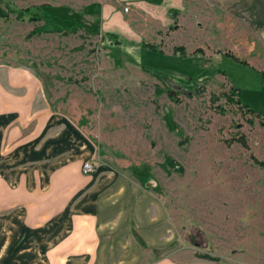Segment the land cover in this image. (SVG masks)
Masks as SVG:
<instances>
[{"label":"rangeland","instance_id":"rangeland-1","mask_svg":"<svg viewBox=\"0 0 264 264\" xmlns=\"http://www.w3.org/2000/svg\"><path fill=\"white\" fill-rule=\"evenodd\" d=\"M95 1L0 0L2 9L39 16L0 19V76L34 80L40 105L76 123L102 154L96 151L98 162L129 179L119 181L127 190L122 210L136 195L139 208L147 207L134 219L121 213L112 252L153 264L171 250L185 258L194 248L222 262L264 264V169L251 160L264 162V73L227 49L212 51L208 44L226 46L201 28L174 33L172 21L170 29L147 31L138 10L130 23L107 17L109 0ZM238 98L260 116L241 109ZM232 139L247 147L227 145ZM133 185L145 193L132 194Z\"/></svg>","mask_w":264,"mask_h":264},{"label":"crops","instance_id":"crops-1","mask_svg":"<svg viewBox=\"0 0 264 264\" xmlns=\"http://www.w3.org/2000/svg\"><path fill=\"white\" fill-rule=\"evenodd\" d=\"M149 1L153 0H109L113 10L107 17L130 20L138 10L145 20L143 29L159 32L174 22L169 10H179L172 32L185 27L195 35L201 28L206 39L226 46L207 43L212 51L223 54L227 49L236 60L264 73V0H160L159 5ZM122 2L129 5L126 13ZM28 79L8 71L0 76V264H136V254L112 252L114 235L121 213L135 214L134 219L147 207L139 208L137 195L130 203V195V205L122 210L119 199L127 190L119 181L129 179L98 162L102 154L76 123L40 105V89ZM87 160L96 168L83 175ZM91 176H98L91 182L94 187ZM133 186L132 194L145 193L142 185ZM186 252L184 258L171 250L153 264H231L194 248Z\"/></svg>","mask_w":264,"mask_h":264},{"label":"trees","instance_id":"trees-1","mask_svg":"<svg viewBox=\"0 0 264 264\" xmlns=\"http://www.w3.org/2000/svg\"><path fill=\"white\" fill-rule=\"evenodd\" d=\"M149 3L155 4V5H159V4H161V1L160 0H153V1H149ZM44 7H46V6H41V8H43V9H44ZM169 13H170V15L172 16V18L174 20L175 16L178 14V11L173 9V10H169ZM10 14L14 15L15 18L18 21H24L25 19H27L30 22H35V21H37L39 19L38 14L37 13H32L28 8L27 9H22V10H15V9L9 7V5H6V4H5V8H3V9L0 8V19H7ZM174 23H175V20H174ZM107 36H109L110 38L114 39L115 40L114 43H116V45H118L120 43L119 39H118V36H115L114 34H107ZM141 47H142V49L147 50V51H149V52H151L153 54H160L159 52H156V49L154 48L153 45L141 44ZM176 51L184 53V49L183 48H179ZM150 59L154 60L151 57H150ZM236 104L241 109H245L246 111H248V113L256 114L257 116H260L259 112H256V111L252 110L247 105H243L239 100L236 101ZM261 127H264V123L261 124ZM234 142L240 143L244 148L247 147L246 146V142L243 139H238V140L232 139L231 141H227L226 144L227 145H231ZM251 160L253 161V163L255 165H257L261 169H264V162L263 161H259V160H257L254 157H251ZM168 165L171 166L174 169L181 170V168L177 164L169 163Z\"/></svg>","mask_w":264,"mask_h":264},{"label":"built area","instance_id":"built-area-1","mask_svg":"<svg viewBox=\"0 0 264 264\" xmlns=\"http://www.w3.org/2000/svg\"><path fill=\"white\" fill-rule=\"evenodd\" d=\"M124 11L125 12H127L128 11V9L126 8V9H124ZM94 165L92 164V163H90V162H86V163H84V165H83V168H82V173L84 174V175H90V174H92L93 172H94Z\"/></svg>","mask_w":264,"mask_h":264}]
</instances>
